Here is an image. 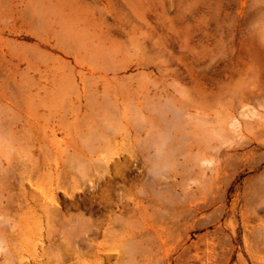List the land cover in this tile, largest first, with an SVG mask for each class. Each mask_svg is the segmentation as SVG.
<instances>
[{
    "label": "rangeland",
    "instance_id": "obj_1",
    "mask_svg": "<svg viewBox=\"0 0 264 264\" xmlns=\"http://www.w3.org/2000/svg\"><path fill=\"white\" fill-rule=\"evenodd\" d=\"M0 264H264V0H0Z\"/></svg>",
    "mask_w": 264,
    "mask_h": 264
},
{
    "label": "bare ground",
    "instance_id": "obj_2",
    "mask_svg": "<svg viewBox=\"0 0 264 264\" xmlns=\"http://www.w3.org/2000/svg\"><path fill=\"white\" fill-rule=\"evenodd\" d=\"M187 50V49H186ZM229 103V102H228ZM230 104V103H229ZM206 106V105H205ZM232 108V107H231ZM211 109V108H210ZM216 110V109H215ZM219 112L215 113V114H218ZM219 120V119H218Z\"/></svg>",
    "mask_w": 264,
    "mask_h": 264
}]
</instances>
